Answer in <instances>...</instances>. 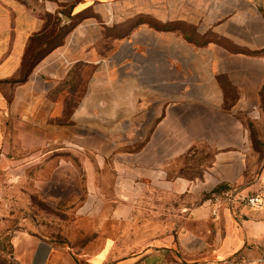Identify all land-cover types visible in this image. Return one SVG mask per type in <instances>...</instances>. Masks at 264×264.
<instances>
[{
	"label": "crops",
	"instance_id": "1",
	"mask_svg": "<svg viewBox=\"0 0 264 264\" xmlns=\"http://www.w3.org/2000/svg\"><path fill=\"white\" fill-rule=\"evenodd\" d=\"M242 1L252 4L169 0L162 7L161 0H137L132 5L139 14L168 27L144 21L116 38L112 27L130 19V0H0V173L8 163L17 164V156H5L11 134L19 148L44 152L57 144L46 152L74 155L92 192H101L99 175L111 172L116 195L108 215L124 232L136 194L139 204L150 193L155 200H169L168 218L154 223L156 231L169 234L120 258L110 257L109 249L117 245L112 238L93 263L112 258L111 264H264V209L219 206L214 198H204L220 184L234 186L236 197L264 193V165L251 170L252 145L243 124L223 130V142L201 179L175 171L178 156L194 143L188 132L179 138V105L224 111L232 88L238 94L231 101L233 112L253 114L259 104L264 56L203 40L214 34L249 51L263 49L264 23L260 26L255 11L244 10ZM47 14L67 26L64 42L19 81L24 55L32 38L45 30ZM62 166L73 163L62 160ZM179 194L199 200L196 206L182 205L180 214L189 226L178 223ZM25 242V251L14 243L23 262L48 264L49 239L29 236Z\"/></svg>",
	"mask_w": 264,
	"mask_h": 264
},
{
	"label": "rangeland",
	"instance_id": "2",
	"mask_svg": "<svg viewBox=\"0 0 264 264\" xmlns=\"http://www.w3.org/2000/svg\"><path fill=\"white\" fill-rule=\"evenodd\" d=\"M134 1L137 0H130V19L112 27L116 38L132 32L141 22L158 23L147 15L139 14L138 8L132 5ZM151 1L153 0H146ZM168 1L161 0L162 7L168 5ZM241 6L244 10L251 7L257 16V23L260 26L264 23V0H252L251 5L242 1ZM53 28L58 34H64L67 30V26L64 27L62 23L54 25ZM203 40L220 42L233 51L247 50L229 39L219 40L214 34H208ZM258 51L259 56H264V48ZM226 81L228 80L225 77H221V84ZM228 97L224 111L210 112L200 104L190 105L185 110V107L179 105L178 112L183 115L178 121L179 138L180 134L189 133L193 136L194 143L184 154L178 156L175 164L178 174L201 179L223 142V130L233 129L240 122L248 130V140L252 145L251 161L254 167L251 170L259 171L264 165V87L253 114L250 109L232 111L234 102L231 101L238 98L236 88H232ZM8 136L13 142L7 147L5 156L7 160L14 156L18 159L17 164L8 163L0 173V264H26L19 258L14 243L15 240L18 241L21 249L25 251V239L29 236L44 237L51 241L48 264H95L92 259L106 253V243L112 238L117 240V245L109 249L110 257L120 258L151 248L156 237L169 234L156 231L154 225L164 223L168 218L165 214L166 208L170 206L168 198L155 200L150 193L151 198L143 197L139 204L136 194L134 213L126 221L130 228L124 232L121 224L114 223L113 218L108 215L111 213V204L115 203L110 200L116 195V178L111 172L106 174L105 171L99 175L98 186L101 192H92L86 181L85 169L74 155L59 150L46 152L49 148L56 149L57 144L50 145L47 150L43 148L44 152L22 149L17 145L15 135ZM62 160L71 161L73 166L60 167ZM221 190L219 193H206L204 198L210 196L213 199L216 195H222L221 206L229 204L230 197L235 196L237 190L234 186L231 190L226 187ZM158 201L162 204L161 213L157 208ZM173 202L172 198V206ZM186 203L196 206L199 200L179 194L176 201L179 208V226L191 224H187L188 221L180 214L182 205ZM238 203L243 202H232L233 205ZM140 209L144 215L139 214ZM175 250L176 248L174 252ZM112 262L111 258L104 264Z\"/></svg>",
	"mask_w": 264,
	"mask_h": 264
},
{
	"label": "trees",
	"instance_id": "3",
	"mask_svg": "<svg viewBox=\"0 0 264 264\" xmlns=\"http://www.w3.org/2000/svg\"><path fill=\"white\" fill-rule=\"evenodd\" d=\"M46 20L47 23L45 26V30L42 33L37 34L32 38L31 43L24 55L22 75L19 81H25L28 78L29 74L34 69V67L37 65V63L64 42V36L67 34L68 29L64 34H58L55 28H53L54 25L60 23V18L58 16L47 14ZM153 23H154L153 25L160 27L162 29H166L168 27L167 25H161L156 22ZM219 44L225 46L220 42ZM242 51L248 52L249 54L252 55L254 54L259 55L260 53L259 51H249V50L248 51L242 50ZM225 89L227 91L230 90L229 86L227 85H225ZM222 187H226L227 190L228 189L231 190L233 188L232 185L220 184L218 189H215L214 193L221 192Z\"/></svg>",
	"mask_w": 264,
	"mask_h": 264
},
{
	"label": "built area",
	"instance_id": "4",
	"mask_svg": "<svg viewBox=\"0 0 264 264\" xmlns=\"http://www.w3.org/2000/svg\"><path fill=\"white\" fill-rule=\"evenodd\" d=\"M233 197H230V200L228 201V203L232 204L234 200L236 201L238 199L239 201L241 200L245 205L251 208H255V209L263 208L264 209V193H252V194L245 195V196H240V197L233 196ZM214 199L216 200L218 205L221 206L222 195H216Z\"/></svg>",
	"mask_w": 264,
	"mask_h": 264
}]
</instances>
